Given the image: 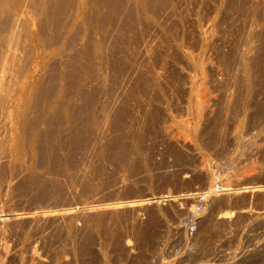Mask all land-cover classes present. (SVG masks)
I'll list each match as a JSON object with an SVG mask.
<instances>
[{"label":"rangeland","instance_id":"rangeland-1","mask_svg":"<svg viewBox=\"0 0 264 264\" xmlns=\"http://www.w3.org/2000/svg\"><path fill=\"white\" fill-rule=\"evenodd\" d=\"M59 1L0 28L43 82L0 110V264H264V0Z\"/></svg>","mask_w":264,"mask_h":264},{"label":"bare ground","instance_id":"bare-ground-1","mask_svg":"<svg viewBox=\"0 0 264 264\" xmlns=\"http://www.w3.org/2000/svg\"><path fill=\"white\" fill-rule=\"evenodd\" d=\"M28 0H0V28L2 27L1 25H2V23H3V21H4V17H6V15L7 14H9L10 13V10L11 9H16L15 11H13V12H16L17 10H19L20 8H22L25 4H26V2H27ZM30 1V0H29ZM32 1V0H31ZM43 1H45V3H46V1L47 0H43ZM62 1V0H61ZM79 1V0H78ZM95 1V0H94ZM110 1H113V0H110ZM48 2H49V0H48ZM84 2H85V0H81V5H80V8L82 9L83 7H85L84 6ZM29 3V2H28ZM41 3H42V0H41ZM50 3V2H49ZM48 3V4H49ZM53 2L51 1V3L50 4H52ZM58 3L60 4V1L58 0V2H57V4L53 7V9L51 10L52 12H53V10H55L58 6ZM64 4V3H63ZM69 4V3H68ZM78 4V3H77ZM111 4V3H110ZM113 4H114V2H113ZM112 4V5H113ZM145 4V3H144ZM33 5V4H32ZM93 5V4H92ZM101 5V4H100ZM115 5H116V3H115ZM128 5V4H127ZM146 5V4H145ZM66 6V5H65ZM65 6L63 7V9H61L60 8V10H64V8H65ZM137 6V5H136ZM26 7V6H25ZM36 7V6H35ZM47 7H49V6H47ZM111 7V6H110ZM118 7H120V6H118ZM112 8V7H111ZM24 9V8H23ZM37 10V9H36ZM129 10V9H128ZM139 10V9H138ZM25 11V10H24ZM121 11H123V10H121ZM120 11V13H122ZM12 12V11H11ZM34 12V11H33ZM55 12V11H54ZM58 12H60L59 10H58ZM128 12V11H127ZM61 13H62V11H61ZM50 14H53V13H50ZM50 14H49V16H50ZM57 14V13H56ZM125 14V13H124ZM138 14V13H137ZM60 15V14H59ZM76 15V14H75ZM82 15H84V14H82ZM130 15H131V13H130ZM38 16V15H37ZM53 15H51L50 17H52ZM58 16V15H57ZM10 17H12L11 15H10ZM82 16H81V13L79 14V16L77 17V20L75 21V23H74V25H81L82 24V22H83V20H82ZM136 18V17H135ZM7 19V18H6ZM39 19V18H38ZM54 19H56L55 17H54ZM48 20H51L49 17H48V19H47V25L49 24L48 23ZM122 20V19H121ZM129 20V19H128ZM127 20V21H128ZM11 21V20H10ZM26 21V20H25ZM28 21V20H27ZM56 21V20H55ZM54 20H53V23L55 22ZM58 21V20H57ZM66 21V20H65ZM126 21V22H127ZM17 22V21H16ZM21 22V21H20ZM50 22V21H49ZM29 23V22H28ZM58 23V22H57ZM128 23V22H127ZM18 25H19V23H17ZM26 23H24L23 25L26 27V26H28V25H25ZM38 24V23H37ZM14 25V24H13ZM56 25V24H55ZM76 25V26H77ZM42 26V25H41ZM72 26V25H71ZM7 27V26H6ZM75 27V26H74ZM85 27V26H84ZM4 28V27H3ZM38 28V27H37ZM47 28V27H46ZM2 29V28H1ZM0 29V31H2L3 32V30H1ZM17 29H19V28H17ZM24 30H25V28H23ZM69 29V28H68ZM75 29V28H74ZM36 30V29H35ZM46 31H49V30H47L46 29ZM54 31V30H53ZM71 32H73V31H71ZM52 34H53V32H51ZM6 34V33H5ZM43 34V33H42ZM74 34V33H73ZM1 35H3V34H1ZM0 35V36H1ZM15 35H18L16 32H12V34L10 35V33L8 34V36H9V38H8V41H9V44H11L12 42L11 41H14V39H15ZM33 35V37L32 38H34L35 39V41H37V43H39V44H42V42L44 41L45 42V39H43L42 37H40L41 35L39 34V36H38V34H37V31H36V34H32ZM51 36V34L49 35V37ZM3 38V37H2ZM31 38V37H30ZM51 38V37H50ZM7 39V38H6ZM17 39V38H16ZM27 39V38H26ZM62 39V38H61ZM1 40V39H0ZM31 40V39H30ZM62 41V40H61ZM15 42H16V40H15ZM20 42H22V41H20ZM27 42V41H26ZM31 42V41H30ZM5 43V42H4ZM3 43V44H4ZM19 43V42H18ZM34 43V42H33ZM17 44V43H16ZM22 44V43H21ZM23 44H24V42H23ZM31 45H33V44H31ZM43 45H44V43H43ZM58 45H60V44H58ZM88 45H90V44H88ZM93 45V44H92ZM12 46H13V44H12ZM25 46V45H24ZM35 46V45H34ZM42 46V45H41ZM44 46H46V45H44ZM0 47H3V46H0ZM9 47H10V45H9ZM9 47H8V49H5V51H7L8 50V52L6 53V55L3 57V59H2V61H0V62H2L1 63V67H0V110L1 111H5V113H6V104L7 105H9L7 102H9V101H12L17 107H16V109H14L15 111H11V112H9V111H7V116L10 118V120H12L13 122H14V125H15V135L17 136V137H19V135H21L22 133V131L24 130V128H26V126L28 125L27 123H28V116H29V112L31 111V108L34 106L33 105V101H34V98H36V96L38 95V93L42 90V88H43V82H41L40 80L42 79H35V81L33 82V83H27V80L26 79H24V78H18V74H17V70L16 69H14V70H16V71H12V72H9L10 71V69H11V63H12V61L14 60L13 58H14V55H15V57L17 56L16 54H14L13 53V51H11L10 49H9ZM26 47V46H25ZM38 47L40 48V45H38ZM94 47V46H93ZM27 48V47H26ZM90 48V47H89ZM98 48V45H97V47L95 48V49H97ZM31 49H32V46H31ZM84 49H86V48H84ZM83 50V49H82ZM82 50H80L79 52H81ZM87 50H89V49H87ZM101 50V49H100ZM15 51V50H14ZM44 51V50H43ZM51 51H52V49H51ZM41 52V51H40ZM83 53H84V50L82 51ZM81 52V53H82ZM94 52H95V50H94ZM2 55V54H1ZM30 55H31V53H30ZM54 55V54H53ZM77 55H79V54H77ZM86 55H87V53H86ZM85 55V56H86ZM52 56V55H51ZM18 57V56H17ZM20 58H21V56H20ZM20 58H18V60H21ZM28 58V57H27ZM49 58V57H48ZM260 58V57H259ZM49 59H51V58H49ZM55 59V58H54ZM17 60V61H18ZM256 60V59H255ZM49 61V60H48ZM19 62V61H18ZM21 62V61H20ZM249 63V62H248ZM18 64V63H17ZM23 64V63H22ZM55 64V63H54ZM78 64V63H77ZM250 64V63H249ZM19 66H21L20 65V63L18 64ZM47 65H48V63H47ZM16 66V65H15ZM46 66V65H45ZM48 66H50V65H48ZM48 66L46 67V68H48ZM53 66V65H52ZM54 66H56V65H54ZM70 66V65H69ZM76 66V65H75ZM26 67V66H25ZM71 67H73V65L71 66ZM77 67H78V65H77ZM248 67V66H247ZM246 67V68H247ZM15 68V67H14ZM17 68V67H16ZM27 68V67H26ZM44 68V67H43ZM51 68V67H50ZM53 68V67H52ZM67 68V67H66ZM74 68V67H73ZM40 69H42V67L40 68ZM45 69V68H44ZM69 69H71V68H69ZM74 69H76V68H74ZM78 69V68H77ZM80 69H82L81 67H80ZM79 69V70H80ZM84 69V68H83ZM12 70H13V67H12ZM26 70V69H25ZM248 70V69H247ZM253 70V69H252ZM39 71V70H38ZM42 71V70H41ZM45 71V70H44ZM52 71V70H51ZM56 71V70H55ZM70 71H73L72 69L70 70ZM249 71V70H248ZM8 72V77L6 78V73ZM23 72V71H22ZM43 72V71H42ZM45 72H47V71H45ZM53 72V71H52ZM57 72V71H56ZM55 72V73H56ZM67 72L69 73V70H67ZM75 71H73V72H70L69 73V75L71 74L72 75V73H74ZM76 72H77V70H76ZM85 72V71H84ZM21 73V72H20ZM54 73V72H53ZM82 73V72H81ZM248 73V72H247ZM84 74V73H83ZM82 74V75H83ZM43 75V74H42ZM45 75V74H44ZM55 75V74H54ZM56 75H58L57 73H56ZM67 75V74H66ZM69 75H68V77H69ZM70 75V76H71ZM47 76H49V75H47ZM52 76V75H51ZM81 76V75H80ZM79 76V77H80ZM42 77V76H41ZM44 77V76H43ZM59 77H60V75L57 77L58 79H59ZM62 77V76H61ZM72 77V76H71ZM45 78V77H44ZM73 78V77H72ZM81 78V77H80ZM249 78V77H248ZM53 79V78H52ZM54 79H56V78H54ZM57 79V80H58ZM77 79V78H76ZM47 80V79H46ZM69 80V79H68ZM248 80V79H247ZM70 82H72L71 81V79H70ZM81 82V81H80ZM45 83V82H44ZM50 83V82H49ZM53 83V82H52ZM245 84H246V82H245ZM44 85H46V84H44ZM49 85V84H48ZM69 85V84H68ZM70 85H71V83H70ZM78 85V84H77ZM252 86V83H251V81L249 80L248 81V87H249V89L250 88H252L251 87ZM44 87H46V86H44ZM50 87H52V86H50ZM48 88V87H47ZM79 88V87H78ZM49 89V88H48ZM64 89V88H63ZM51 90V89H50ZM53 90V89H52ZM56 92V91H55ZM62 93V92H61ZM52 94V93H51ZM53 95V94H52ZM51 95V96H52ZM62 95V94H61ZM73 98H74V96H72ZM88 97V96H87ZM38 98V97H37ZM43 98H44V96H43ZM45 99V98H44ZM62 99V98H61ZM36 100V99H35ZM56 100V99H55ZM43 101H45V100H43ZM50 101V100H49ZM62 101V100H61ZM80 101H82V100H80ZM40 102V101H39ZM77 102V101H76ZM39 104V103H38ZM37 104V105H38ZM51 104V103H50ZM60 104V103H59ZM200 104V103H199ZM55 105V104H54ZM68 105V104H67ZM77 105V104H76ZM198 105V104H197ZM60 106V105H59ZM8 107V106H7ZM57 107V106H56ZM68 107H70V105L68 106ZM86 107V106H85ZM194 108L196 107V104L194 103V106H193ZM60 108H62V106L60 107ZM33 109V108H32ZM58 109V108H57ZM83 109V108H82ZM198 109H200L199 107H198ZM52 110V111H51ZM50 111H51V113H53L54 112V109H51ZM34 111V110H33ZM49 111V112H50ZM64 112H65V118H62V116H60L63 120L65 119V121L67 120V122H70L72 119H74V117H73V113H72V108L70 107V108H67V111H65V110H63ZM76 110H74V112H75ZM32 112V111H31ZM84 112V111H83ZM196 113V112H195ZM3 114V113H2ZM5 115V114H4ZM43 115V114H42ZM54 115V114H53ZM62 115V114H61ZM196 115H197V113H196ZM48 118V117H47ZM77 118H78V116H77ZM76 118V120H78ZM39 119H40V117H39ZM52 119V118H51ZM41 121V120H40ZM52 121V120H51ZM50 121V122H51ZM35 122H36V120H35ZM46 122V121H45ZM61 122V121H60ZM64 122V121H63ZM82 122V121H81ZM48 123V122H47ZM13 124V123H12ZM62 124V123H61ZM83 124V123H82ZM13 125V126H14ZM31 125V124H30ZM46 125V124H45ZM73 125V124H72ZM71 125V126H72ZM29 126V125H28ZM11 128H12V125H11ZM34 128V127H33ZM59 128V127H58ZM74 128V127H73ZM77 129V128H76ZM60 130V129H59ZM59 130H58V132H59ZM12 131V130H11ZM12 132H14V131H12ZM31 132V131H30ZM38 132V131H37ZM45 132V131H44ZM70 132H72V131H70ZM41 133V132H40ZM60 133H61V131H60ZM25 133H24V131H23V135H24ZM13 135V134H12ZM30 135V134H29ZM32 135V134H31ZM47 135V134H46ZM15 136V137H16ZM48 136H49V134H48ZM67 136V135H66ZM16 137V138H17ZM21 137V136H20ZM24 137V136H23ZM65 137V136H64ZM33 138V137H32ZM36 138V137H35ZM24 139V138H23ZM37 139V138H36ZM45 139V138H44ZM70 139V138H69ZM71 140V139H70ZM14 141H16V140H14V138H13V142ZM18 141V140H17ZM21 141V140H20ZM24 141V140H23ZM37 141H38V139H37ZM45 141V140H44ZM12 142V143H13ZM22 142V141H21ZM20 142V143H21ZM43 142V141H42ZM41 142V143H42ZM36 143V142H35ZM32 144V143H31ZM38 144V143H37ZM36 144V145H37ZM43 144V143H42ZM13 146L15 145V144H12ZM11 145V147H13ZM18 145H19V143H18ZM23 145V144H22ZM35 145V144H34ZM41 145V144H40ZM61 145V144H60ZM21 146V144L19 145V147ZM27 146V145H26ZM1 147H2V145H1ZM46 147V146H45ZM48 147V146H47ZM17 148V147H16ZM34 149L36 148V146L35 147H33ZM13 149V148H12ZM15 149V148H14ZM44 150L46 149V148H43ZM17 150V149H16ZM13 151V150H12ZM19 152H20V150H18ZM25 151V150H24ZM37 151V150H36ZM41 151H43V150H41ZM19 152L18 153H16V154H18V156L17 157H20V155H19ZM35 152V151H34ZM49 152V151H48ZM45 153V152H44ZM47 153V152H46ZM15 154V153H14ZM14 154H12L13 155V157H16V156H14ZM47 154H49V153H47ZM52 155V154H51ZM12 157V158H13ZM48 157V156H47ZM14 159V158H13ZM53 159V158H52ZM15 160V159H14ZM36 160V159H35ZM53 165V164H52ZM54 169H55V167H54ZM49 183V182H48ZM55 185V184H54ZM56 186V185H55ZM153 225V224H152ZM122 228V227H121ZM89 232V231H88ZM149 232V231H148ZM131 233V232H130ZM129 234V233H128ZM141 234V233H140ZM139 235V234H138ZM124 236V235H123ZM123 238V237H122ZM77 242V241H76ZM158 242V241H157ZM115 243V242H114ZM82 244V243H81ZM137 245V244H136ZM139 245V244H138ZM154 245V244H153ZM87 247V246H86ZM126 247V246H125ZM88 250V249H87ZM121 252V251H120ZM90 253V252H89ZM135 253V252H134ZM137 253V252H136ZM79 255V254H78ZM140 258V257H139ZM145 259V258H144Z\"/></svg>","mask_w":264,"mask_h":264}]
</instances>
